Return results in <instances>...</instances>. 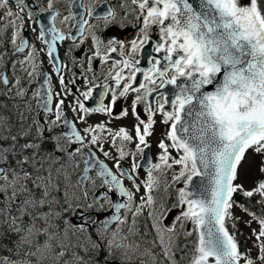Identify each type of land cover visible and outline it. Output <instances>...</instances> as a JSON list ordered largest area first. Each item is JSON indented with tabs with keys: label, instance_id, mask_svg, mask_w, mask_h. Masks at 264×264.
<instances>
[{
	"label": "snow or ice",
	"instance_id": "6c2138e0",
	"mask_svg": "<svg viewBox=\"0 0 264 264\" xmlns=\"http://www.w3.org/2000/svg\"><path fill=\"white\" fill-rule=\"evenodd\" d=\"M14 2L20 13L27 7L24 0ZM131 4L135 6L133 11L137 23L134 27L138 29L134 38L113 36L104 41L95 33L91 36L94 51L87 59V71H93L94 58L104 63L110 59L111 53L126 56L113 61L115 72L110 71L106 77L115 84V88L106 83L101 96L111 92L110 101L88 108L77 98L71 110L80 122L86 123L85 117L93 112L112 116L119 98L127 97L130 92L136 93L130 108L120 110L115 117L119 120L131 114L136 120L135 137L124 127L113 132L104 123L83 128V132L90 136L89 143L99 146L101 151V132L108 133L114 147L119 138L121 146L116 147L115 168L121 177L132 181L135 192L126 188L122 180L90 152L84 161L82 174L73 184L68 168L79 166L76 157L84 154L86 144L85 136L77 130L75 123L64 118L63 99L55 104V118L43 124L38 119L28 124V116L23 111L18 113L19 122L15 125L0 116V163H8L9 154L15 161L14 164L8 163L6 168L0 167V195L3 196L0 206L3 221L0 222L7 223L9 230L19 236L17 250L22 256L19 260L3 258L0 264H93L91 256L98 255L105 247L108 255L104 264L115 260L114 250L121 252L122 261H130L139 254L151 258L155 264V256L150 249L142 250L139 243L128 240V236L140 234L136 221L145 208L156 234L153 246L161 249L169 264H177L174 256L178 248L177 223L181 227L183 223L193 225L195 243L189 264H264V213L257 215L243 209L259 225L258 231H251L255 237L253 245L257 249L255 259L250 252L240 250L236 235L226 226L227 221L235 219L231 212L234 194L249 198L259 195L258 203L264 205V179H260L251 190L236 183L246 153L254 150L264 155V0H131ZM0 8L7 9L0 19L20 18L18 13L11 11L9 0H0ZM51 8L52 0H49L48 9ZM86 11L89 16L93 15L92 9ZM115 15L112 9H108L106 15L97 18L103 19L107 26L116 23ZM28 17L32 18L31 11ZM55 19L56 16L52 15L51 21ZM86 23L81 19L74 25L79 34H83ZM11 24L15 29V20ZM7 26L5 23L4 29ZM120 26L125 25L121 23ZM153 27L158 29V39L152 44V52L163 53V56L157 58L150 53L149 67L142 69L137 67L140 64L137 57L150 43L149 32ZM49 34L50 40L46 38ZM18 36L19 32L14 30L11 42L14 51L20 53L28 47V41L21 37L17 44ZM37 38L47 44L51 62L55 42L66 37L53 23L47 32L41 25ZM101 45H104L103 49ZM33 51L19 61L22 66L32 62ZM58 64L56 59L53 71L59 72ZM32 66L35 67L34 64ZM125 69L130 70L129 76H125ZM137 73H142L144 80L138 87H133ZM28 75L31 76L32 72ZM0 80L4 85L9 83L7 77H0ZM157 81L159 88L174 86L170 100L172 110H165L168 99L157 109L148 104L144 109L147 120L142 119L137 106L157 91V87H149L157 85ZM44 83L48 85L47 91L38 90L33 95L40 98L39 106L48 115L52 111L53 97L47 77ZM59 83L67 90L64 76H59ZM19 84L17 78L16 85ZM209 87L213 90L205 91ZM142 89L143 95L140 94ZM16 95L23 100L26 90L21 88ZM80 95L84 100L91 99L92 88L80 92ZM156 111L162 114V123L169 128L165 138L157 143L158 162L153 164L149 161L147 177L141 181L144 195L139 197L137 204L134 195L140 192V185L120 164L126 156L135 157L136 153L125 152L122 145L135 139L136 152L143 154L150 148L146 138L153 135ZM61 120L67 131L57 133ZM48 141L53 142V151L44 152L43 145ZM171 149L176 150L177 156L171 154ZM103 154L110 156L106 151ZM174 165L180 167L172 181L179 182L183 178L184 186L177 189L176 203L169 207L167 202L158 201L152 194L160 187L159 177L154 172L162 174ZM140 167L133 160L131 172L136 173ZM93 169L101 181L100 188L107 191H96L90 195L88 182L91 181L96 188V181L89 175ZM258 170L264 175V162ZM195 177L201 178L198 186L194 185ZM112 193L120 200H114ZM177 206H181L180 214L175 216L171 226L166 225L165 221ZM122 210L124 216L121 215ZM108 212L110 214H106ZM128 213L132 224L128 227V236H122L121 232L128 224ZM72 218L80 222L74 223ZM112 225L116 226L115 230L111 229ZM93 228L97 234L95 239ZM109 233L106 246H102L100 241ZM184 235L191 237L193 232L186 231ZM141 264H147V261H141Z\"/></svg>",
	"mask_w": 264,
	"mask_h": 264
},
{
	"label": "flooded vegetation",
	"instance_id": "af4514ba",
	"mask_svg": "<svg viewBox=\"0 0 264 264\" xmlns=\"http://www.w3.org/2000/svg\"><path fill=\"white\" fill-rule=\"evenodd\" d=\"M48 2L49 0H24V4L27 5V7H25L24 11L20 13L19 8L16 6L14 0H9V7L11 8V11L18 13L20 18L5 17L4 19H0V77H7L9 80L7 85H4L2 80H0V116L7 118L12 124L15 125L19 122L18 113L23 111L25 112V115L28 116V124H31L33 119H38L40 123L43 124L46 120L55 118V104L60 99H63L64 104L62 107L64 111V118H66L68 121H71L72 123H75L77 130L81 132V135L85 136L86 146L93 150L98 155V158L111 168L113 173L122 180L126 188L135 192V189L132 187V181L128 180L126 177H121L120 173L117 172L115 168L116 158L118 157L116 147L121 146V141L119 138H117L116 147H114L111 139L108 136V133L101 132L100 144L103 145V151H101L99 146L89 143L90 136L83 132V128L89 125L94 127L97 124L104 123L106 127L110 128L113 132L117 131L120 127H124L127 129L130 135L135 137V118L131 116V114H129L128 117H124L119 120H117L115 117L119 115L120 110L130 108L131 101L135 98L136 93L130 92L127 97L119 98L113 109L112 116H109L106 113L93 112L85 117L86 123L80 122L77 118V114L71 110L75 105L77 98L83 101L85 106L88 108H94L101 102L108 104L110 101L111 92L103 97L101 96V93L104 92V85L106 83L111 84V86L115 88V84L112 83L110 79L106 80V77H108L110 71L113 74L115 72V70L112 69L113 61L126 58V56L120 57L117 53H111L110 59L104 63H102L99 59L94 58L93 71H87V59L94 51L92 48L91 36L92 33H95L101 38V40L104 41L113 36L120 38H134L138 34L137 27H134V25L137 23L136 13L133 11L135 6L131 4V0H52V8L48 9ZM89 8L93 10L92 16L87 14L86 9ZM108 9H112L115 12L116 23H110L106 26L103 19H98L97 17H103L106 15ZM6 10L7 9L0 8V16H3V13ZM29 11L32 12L31 19L28 17ZM52 15L56 16L55 21H51ZM66 17L67 19H65ZM81 19L87 21V23L84 25V31L82 35L79 34L78 28L74 27V25ZM12 20H15V29L11 24ZM5 23L8 24L6 29L3 27ZM53 23L56 29H58L60 33H63L66 38L62 41L57 40L55 42V52L53 53L52 61L50 62L47 55V44L39 40L37 37L39 36L41 25L44 26V29L47 32ZM121 23H123L125 26L121 27ZM21 24H23L22 28L20 27ZM14 30L19 32L17 44H19L21 37L28 41V47L25 48L23 52L17 53L14 51L11 42L12 33ZM157 33L158 29L155 27L150 30L149 35L151 41L149 44L145 45L141 51V55L137 57L140 59V64L137 65V67L142 69H147L149 67L148 58L150 53L157 58L163 56V53L157 54L152 52V44L158 39ZM46 38L50 40L51 35L49 34ZM81 40H83V43H81ZM103 47L104 45H101L102 49ZM29 51H33L34 59L31 63L26 62L22 66L19 61L24 60ZM56 59L59 60V64L57 65L59 72L53 71V63H55ZM14 64L15 67H13ZM33 64L35 65L34 68L32 66ZM28 72H32V75L29 76ZM124 74L125 76H129L131 74L130 70L125 69ZM61 75L65 77L67 90H65L59 83V76ZM136 75L137 80L133 82V87H138L139 83L144 80L142 73H137ZM45 77L49 79L53 97L52 104L50 105L52 111L48 115H45L39 106L40 98L33 95V93H36L38 90L41 92L47 91L48 85L44 83ZM17 78L20 80L19 85H16ZM158 84L159 81H157V85H149V87H157ZM21 88L26 90V95L23 100H21L16 95ZM88 88H92V98L89 100H84L83 96L80 95V92L87 91ZM159 89H162V93H156ZM157 91L149 95L146 101H142L140 104H138V112L142 119L147 120V113L144 111L146 105L150 104L151 107L157 109L159 104L164 103L166 94H168L166 98L169 100V103L165 104V110H172L170 104V91L168 93L167 88L159 87H157ZM140 94H144L143 89L141 90ZM80 114L83 115V113ZM153 119L156 121V123L153 125V135L146 138L150 144V148L145 149V151H149L151 163L154 164L158 162L157 157L159 155V149L157 148V143L160 139L165 138V134L169 128V125L162 123L163 116L159 111L154 113ZM56 131L57 133L61 131H67V129L64 127L63 120L58 122ZM32 134L35 136V129H33ZM136 142L137 141H135V139H133L132 142H123L122 146L125 152H135L136 154L135 157L131 155L126 156L124 160L120 161V164L122 169L132 175L136 183H138V180L147 177V171L145 169L138 168L136 173L131 172V164L133 160L139 164L144 156V153L141 154L136 152ZM61 143L64 142L61 141ZM43 151H53V142L48 141L44 143ZM105 151L110 154L109 157L104 156L103 153ZM170 151L173 156H177L175 149H171ZM85 158L86 152L84 149V154L77 155L76 157V161L79 166L76 167L72 173L74 184L76 178L82 171ZM12 160L11 154H9L8 163L12 162V164H14L15 161ZM8 163H1V165L6 168L8 167ZM58 166L59 165H57V167ZM179 167L180 166L178 165H174L172 169H166L162 174L154 172V174L159 177L160 187L158 191H155L152 194L154 197L167 202L169 207H172V205L176 203L177 190L175 188L178 183L183 181V178L179 182H173L172 179L169 180L168 175L174 171L178 173ZM90 176L96 181V183H98L96 188H94L92 191V183L91 181L88 182V190L90 195L96 191H107L106 188H100L101 181L94 174H90ZM163 182H167V184L162 186L161 184ZM111 195L113 199L117 197L115 193H112ZM106 214H110V212ZM121 215H125L123 210L121 211ZM142 219H144L143 216L137 217L136 227L138 229V233L140 234L135 237L128 236V227L130 226L129 223L124 226L121 234L128 236V240L130 242H135L140 237H148L150 241L155 240L156 234L151 228L152 223L150 225L146 223H139L138 221ZM115 227V225H112L111 229L115 230ZM175 231L177 233L176 240L178 244V248L174 251L175 258H190L195 243L193 225L183 223V227H181V224L177 223L175 225ZM186 231L193 232V236L186 237L184 235ZM144 233H146V235H141ZM92 235L94 239L97 238L95 228L92 229ZM108 238H110V233L105 237L104 240L100 241L102 246H106ZM115 253L116 258H121L116 251ZM119 253L121 255L120 251ZM107 255L108 253L105 247V250L99 252L98 255L91 256V258H96V261H100V264H104L103 261ZM142 258L146 257L143 256ZM121 262L122 260H119L118 262H112L110 260V264H120Z\"/></svg>",
	"mask_w": 264,
	"mask_h": 264
},
{
	"label": "rangeland",
	"instance_id": "374dc122",
	"mask_svg": "<svg viewBox=\"0 0 264 264\" xmlns=\"http://www.w3.org/2000/svg\"><path fill=\"white\" fill-rule=\"evenodd\" d=\"M262 162H264V155L257 154L254 152V150H249L246 153L245 159L242 161L239 167V170H238L239 176H238L236 183L242 184L246 190H251L253 187H255L256 183L260 179H264V175H262L258 170ZM70 170L71 171L68 173L72 178V173L74 169H70ZM174 174H176L175 171L168 175L169 180L172 179V176ZM61 178H62L61 181L63 183V176ZM145 179L146 178H141L140 180L137 181L138 182L137 184L140 185V192L135 193L134 195V201L137 204L139 203V197L144 195V188H143V184L141 183V181ZM72 182H73V179H72ZM166 184L167 182H163L161 185L165 186ZM96 185H98V183H96ZM91 190L92 191L94 190L93 186L91 187ZM156 199L158 201L162 200L159 198H156ZM262 206L264 208V205ZM147 211H148L147 208H145L144 212L141 215L144 217V222L152 223L151 219H149V217L147 216ZM232 212L235 218L233 222L231 223V227L233 229L232 233L236 235L237 239L239 240V243L241 244L243 248L242 252H250L253 259H255L257 255V249L253 245V241L255 240V237L251 235V231L252 229H256L258 231L259 225L255 221H252L251 216H249L248 213L245 212L241 208L233 207ZM127 215H128L127 217L128 223L129 225H131L132 224L131 214L128 213ZM249 222H250V225H249ZM121 235L124 236L123 234ZM153 241L154 240L150 241L148 237H140L135 241V243H139L142 250L147 248L153 252L155 256V264H169V261L166 260L164 256L162 255L161 249L158 246H155V247L153 246ZM114 251H116L118 255L121 257L118 250H114ZM142 257L143 256L136 254L135 256H133V258L130 261L128 260H123V261L131 263L134 261L138 262L139 260L146 259L148 261V264H152L151 258H148V257L142 258ZM111 261L118 262V259L115 258V260H111ZM93 264H100V261H93ZM257 264H259V262H257Z\"/></svg>",
	"mask_w": 264,
	"mask_h": 264
},
{
	"label": "trees",
	"instance_id": "16d2710c",
	"mask_svg": "<svg viewBox=\"0 0 264 264\" xmlns=\"http://www.w3.org/2000/svg\"><path fill=\"white\" fill-rule=\"evenodd\" d=\"M236 199L240 205L247 208L249 211L260 215V212L257 209L259 201L258 195H254L250 198L239 195L236 196ZM2 201L3 199L0 196V206H2ZM0 221H3V217H0ZM18 239L19 236L15 232L9 230L7 223L0 222V261H2L3 258H8L10 260H19L22 258V256L18 254L17 250ZM240 249H242L241 246Z\"/></svg>",
	"mask_w": 264,
	"mask_h": 264
},
{
	"label": "water",
	"instance_id": "95a60500",
	"mask_svg": "<svg viewBox=\"0 0 264 264\" xmlns=\"http://www.w3.org/2000/svg\"><path fill=\"white\" fill-rule=\"evenodd\" d=\"M204 183H207L206 181ZM201 184V178L200 177H195L194 178V185H200ZM184 185H181V187H183ZM181 206L179 208L173 209V212L170 216V218L168 220H166L165 222H168L169 224H172L174 221L175 216L179 215L181 212Z\"/></svg>",
	"mask_w": 264,
	"mask_h": 264
},
{
	"label": "bare ground",
	"instance_id": "6f19581e",
	"mask_svg": "<svg viewBox=\"0 0 264 264\" xmlns=\"http://www.w3.org/2000/svg\"><path fill=\"white\" fill-rule=\"evenodd\" d=\"M7 112V111H6ZM13 161V160H12ZM12 163V162H11ZM12 236V235H11ZM15 236V235H14ZM13 243H15V242H13ZM6 250V249H5ZM13 254V253H12ZM9 255V254H8Z\"/></svg>",
	"mask_w": 264,
	"mask_h": 264
}]
</instances>
